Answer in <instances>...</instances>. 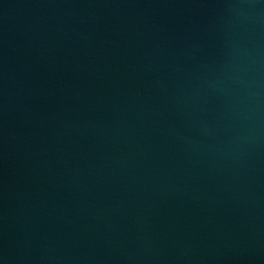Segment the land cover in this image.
Here are the masks:
<instances>
[{
  "label": "water",
  "instance_id": "water-1",
  "mask_svg": "<svg viewBox=\"0 0 264 264\" xmlns=\"http://www.w3.org/2000/svg\"><path fill=\"white\" fill-rule=\"evenodd\" d=\"M0 264H264V0H0Z\"/></svg>",
  "mask_w": 264,
  "mask_h": 264
}]
</instances>
